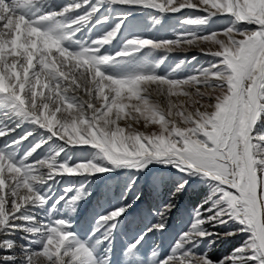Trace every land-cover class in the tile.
Here are the masks:
<instances>
[{
	"label": "snow or ice",
	"instance_id": "obj_1",
	"mask_svg": "<svg viewBox=\"0 0 264 264\" xmlns=\"http://www.w3.org/2000/svg\"><path fill=\"white\" fill-rule=\"evenodd\" d=\"M134 9L203 15L184 18L172 39H121ZM223 16L227 26L208 27ZM101 24L109 26L93 36ZM193 47L212 58L206 66L186 71L192 57L160 70L167 54ZM158 50L165 56L153 59ZM23 124L32 127L13 136ZM37 130L40 139L21 151ZM53 139L60 146L38 156ZM65 148L93 149L98 159L72 163ZM157 163L182 180L157 222L128 243L126 264H264V0H0V264H111L106 245L132 203L97 214L82 237L71 213L84 186L53 199L50 184ZM193 177L210 190L186 230L167 253L140 256ZM233 236L241 243L219 260L201 250L206 238Z\"/></svg>",
	"mask_w": 264,
	"mask_h": 264
},
{
	"label": "rangeland",
	"instance_id": "obj_2",
	"mask_svg": "<svg viewBox=\"0 0 264 264\" xmlns=\"http://www.w3.org/2000/svg\"><path fill=\"white\" fill-rule=\"evenodd\" d=\"M58 2V0H57ZM203 15L202 12L196 10L185 9L180 13L168 14L160 16L156 12H149L144 9H134L126 27L123 29V37L135 34L148 35L156 39H172L175 34L184 29L181 21L186 17L195 18ZM155 17L159 23L153 24L152 19ZM229 17H215L208 27L211 30H219L222 26H227ZM108 24H101L95 27L91 33L93 36L98 35L101 31L107 29ZM119 45L115 42L109 49L110 51L118 50ZM165 56L161 50L153 53V59H159ZM192 57L196 60L183 66L186 71H191L194 67L205 65L212 58L202 55L195 47L186 51L173 52L167 54L165 62L161 65L162 72H168L175 68L181 61H191ZM185 71H178L177 75H184ZM32 125L23 124L17 129L13 136L23 135ZM41 130L33 132V136L29 137L21 146V151L27 150L32 143L40 139ZM60 146V142L53 139L38 149L37 155L43 156L55 150ZM62 158L69 159L75 163L81 160L98 159L95 150L84 148H65L61 153ZM182 180V174L177 173L174 168L166 167L161 164H150L142 170H134L130 168H114L112 171L99 173L95 175H79V176H62L51 182L50 191L53 199L63 194L67 186H74L79 189L84 186L88 195L76 203L75 212L71 213V219L74 230L85 236L90 232L94 225V218L97 214L114 205H119L125 200L132 203V207L128 210L126 216L121 220L118 228L112 235L111 243L106 247L109 252L111 264H126L128 254L126 253L127 245L140 232L151 227L158 220V212L168 203L175 191L176 185ZM210 185L203 178L193 177L189 180V184L185 190L175 197V207L168 213L166 217V227L161 231L149 232L139 247V255L148 257L153 250H157L161 254L169 251V248L180 232L186 230L191 220L193 209L207 196ZM74 194V193H72ZM61 214L68 215L69 208L61 202ZM38 215H44L47 207L35 210ZM234 225H219L216 227L217 232H227ZM214 239L215 243L209 245L208 240ZM242 237H209L201 244V250L208 248L209 255L214 260L227 256L234 247L241 243Z\"/></svg>",
	"mask_w": 264,
	"mask_h": 264
}]
</instances>
